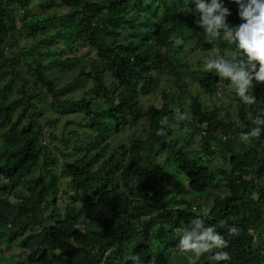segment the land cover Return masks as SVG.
Wrapping results in <instances>:
<instances>
[{"label": "trees", "instance_id": "obj_1", "mask_svg": "<svg viewBox=\"0 0 264 264\" xmlns=\"http://www.w3.org/2000/svg\"><path fill=\"white\" fill-rule=\"evenodd\" d=\"M224 4L228 22L239 24L238 6ZM193 8L185 0H0V264H171L181 253L177 230L198 216L229 240L231 260L221 264H264V132L240 141L264 115V82H254L258 104L239 102L222 117L191 93L228 90L203 70V58L189 60L212 47ZM21 41L29 52L44 48L41 58L57 48L58 57L27 62ZM216 44L227 56V44ZM84 48L94 58L84 59ZM74 64L78 71L60 84L53 74ZM140 124L145 137L104 155L109 138ZM209 190L212 204H193L191 194ZM17 191L28 196L14 204ZM82 223L96 230L88 235ZM230 226L239 234L229 237Z\"/></svg>", "mask_w": 264, "mask_h": 264}, {"label": "clouds", "instance_id": "obj_2", "mask_svg": "<svg viewBox=\"0 0 264 264\" xmlns=\"http://www.w3.org/2000/svg\"><path fill=\"white\" fill-rule=\"evenodd\" d=\"M230 2L238 6L241 22L237 25L228 22L231 12L225 7L224 0H185L186 4L194 5L193 15L197 17L195 24L200 29L199 35L212 45L209 54L203 58V70L214 72L217 77L228 81L229 91L235 93L234 98L243 105L253 106L258 104L252 94L254 82H264V0ZM217 41L227 44V56L222 54ZM176 113L178 121L186 118L179 108ZM253 123L251 131L241 134L242 142L259 138L264 132V115L255 116ZM164 134V129L157 130V135ZM67 143L60 151L66 149ZM220 226H224V221H220ZM177 231L178 248L189 254L190 260H199L203 256L216 264L231 260L229 252L225 251L229 240L217 230L216 225L206 223L202 216L190 219ZM227 234L229 237L238 235L239 229L230 226ZM137 261L138 258L134 259L133 264Z\"/></svg>", "mask_w": 264, "mask_h": 264}, {"label": "rangeland", "instance_id": "obj_3", "mask_svg": "<svg viewBox=\"0 0 264 264\" xmlns=\"http://www.w3.org/2000/svg\"><path fill=\"white\" fill-rule=\"evenodd\" d=\"M224 1H226V0H224ZM131 12L129 13L130 17L132 19H135L136 11H131ZM146 30L149 32L148 29H146ZM138 31H139L138 35H140L141 33H143L145 31V29L144 28H142V29L139 28ZM125 39L130 41L131 39L133 40L135 38L128 35V36H125ZM25 41H23V42L21 41L20 46H19L20 49L25 47L24 43L27 44V42H25ZM28 41H30V42L34 41L33 37H30L28 39ZM136 43L138 45V42H136ZM58 48H60V47L58 46ZM188 48H189V46L187 47V49ZM25 49L26 50L23 52V55L27 58V62H29L30 59L34 58V59H37L38 61H41L43 64H47L52 58L58 57V50H57V48L55 49L54 47H51V49L48 51V54L43 55L42 58L39 56V53L43 52L45 50L44 48H39V49L36 50V52H29L30 47H25ZM5 51H6V53L9 56H11L12 51L14 52V50L9 49V48H5ZM79 54L84 59H86L87 57L94 58L93 53L90 52L88 50V48L82 49V53H79ZM208 54H209V52H207L203 56V54L201 52H190L189 60L191 59L193 62L197 61V60H201L202 58L206 57ZM22 63H24V61H22ZM22 68H23L22 66L18 68V70H19V72L21 74L23 72ZM78 69H79V65L77 66L76 64H74L73 68L69 69L68 71L65 70V69H60L59 72L57 74H53V76H55L56 80L61 84L70 74H72L73 71H78ZM48 72L52 73L53 69L50 68ZM31 78H34V76L31 75ZM4 82H7V81H4ZM163 85H164V83L160 82L159 88H156V89H154V87L150 86L147 89V91H146V96L142 97L144 103L148 104V101H149V103L153 102L154 98L159 93L160 87L163 86ZM17 86H20V85H17ZM191 90H192V92H191L192 94H197L198 93L200 95V98L202 99V101L204 102V105L207 108H209V109H213L214 108V109L218 110V114L221 117H222V113L224 112V110L226 111L228 107L233 109V108L237 107V105L239 104L238 98H234L235 97V93L234 92H230L229 88H228L227 92H225L226 90L224 92L217 91L214 96L208 95L207 93L203 94V93H205L203 90L195 89L194 87H191ZM175 91L177 92L176 95L178 94V92L179 93L183 92V90L180 89L179 87H177L175 89ZM78 117L79 118L77 119L75 117V115H74V117L73 116H69V117H67V119L71 118V120L75 119V121H78L80 119V116H78ZM54 126H57V125H54ZM144 126H145L144 124H140L137 127L139 129L125 128V129L122 130V132L120 134L114 136L113 138H109L106 141L107 147H105V149L103 151L104 155L108 156L113 150L118 149V147L129 148L130 145H131L130 143L133 140L145 137L144 136V132H141V130L144 128ZM73 127H74L73 125H68L66 127V129L63 130V131L73 130L74 129ZM76 130H77L78 133L84 134L82 128H76ZM89 134H90V132H87L85 135H83L84 136L83 143H85L88 140V138H86V137ZM0 135H1V132H0ZM240 141H238V144H241ZM196 147H198V146H196ZM0 149H1V145H0ZM68 153L71 154L72 152L69 151ZM149 159H151V158H148L146 160H149ZM211 168L215 169L216 166L213 165V166H211ZM167 173L170 175V178L173 179L177 183L178 187H185L186 181H185V178L182 175H179V174L177 175V174L174 173L173 170H170V169L167 170ZM61 180H62L63 184H64V182H68V178L67 177L66 178L61 177ZM218 188H220V186ZM9 194H11V192H7L6 194H4V196H8L9 197L10 196ZM2 195H3V192H2ZM16 196L18 198L17 199H13V200H15L14 204L18 203V201H20L24 197H27L28 194L27 193H23L21 191L19 193L17 191L16 192ZM191 196H192V198L195 199L193 201V204H202V205L205 204V205L209 206L210 204L213 203L212 199H213L214 196H213L211 190H209L208 194H206V195L205 194H201V195H193V194H191ZM56 208H58V206ZM81 226H82L83 231H85L88 235H91L92 231L94 232L96 230V227L92 226L91 228H89L85 223H82ZM18 247H19V244L16 243V244L12 245L10 248L5 249V251L3 253V257L5 258V260L8 259L9 255H10V253L12 251H16L15 253H18ZM195 261L196 260H190L189 259V254L184 253V252L181 251V253L176 258H174V260L171 262V264H189V263L195 262ZM199 262L203 264V262L200 259H199Z\"/></svg>", "mask_w": 264, "mask_h": 264}]
</instances>
